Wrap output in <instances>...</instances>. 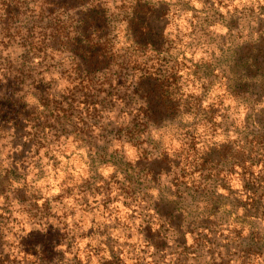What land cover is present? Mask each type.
Listing matches in <instances>:
<instances>
[{
    "label": "trees",
    "instance_id": "trees-1",
    "mask_svg": "<svg viewBox=\"0 0 264 264\" xmlns=\"http://www.w3.org/2000/svg\"><path fill=\"white\" fill-rule=\"evenodd\" d=\"M109 1L0 0V52L5 53L0 54V132H9L12 145L18 149L29 146L26 145L28 142L41 146L40 141L48 137L74 135L93 160H90L91 164L115 165L109 160L119 158L115 153L109 156L102 153L114 143H126L140 155H145L139 164L129 166L138 182L143 183L144 188L139 190L144 192L133 191L134 197L128 190L123 192L126 199L144 205L141 210L145 215L139 213L143 222L137 226L141 239L128 242V234L120 242L119 238L111 239L109 234L96 230L89 239L96 237L97 240L93 244L88 243L87 247L97 255L106 253V257L101 259L102 264H128L127 260L133 261L131 264H264V233L258 234L253 223L264 224V125L255 119V115L264 113V29L260 26L264 8H259V17L254 21L251 20L252 15L245 13L238 19L243 24L242 28L247 24L253 38L248 44L251 52L247 63L242 62L245 69L240 77L229 67L220 69L226 76L224 96L237 99L238 105H243L244 119L239 127L233 126L234 139H229L227 133L230 131L223 129V142L201 147L217 155L222 159L217 162L223 163L203 169L196 163L201 159L196 157L195 151L198 150L188 135L191 126L175 121L176 117L182 119L184 115L200 114L192 125L209 124L211 131L220 128L221 124L214 123L216 118L209 117L214 112L201 109L208 85L214 79L207 80L206 75L196 77L194 74L192 79L190 68L171 54L172 49L169 43H165L163 31L148 27V18L156 13L155 5L151 8L135 1L136 5L129 9L121 5L117 8L120 13L114 14L108 7ZM210 9V6L204 7L199 13L207 14L203 11ZM212 10V16L207 14V21L213 25L216 23V11ZM121 27L125 28L122 42L117 34ZM136 29L139 33H135ZM226 29L230 31L229 37L237 39V45L238 34L241 36L244 30ZM52 69H61V74L71 79L68 95L53 93L56 90L52 87L54 82L51 81V85L49 80L43 81V74L52 77ZM195 83L198 85H195L193 93L182 90L185 84ZM25 86L38 91L40 97L36 98L37 108L31 107V111L29 106L19 103L26 97L23 92ZM40 108L41 111L38 110ZM221 112L227 116L226 109L222 108ZM202 119L204 122L200 123ZM26 127L28 132L23 134L21 131ZM173 128L185 150L193 153L190 161L183 148L173 157L174 165H188V168L180 171L176 167L172 172L169 184L175 191L169 196L174 199V206L165 210L164 206L171 205L169 201L150 203L147 190L158 186L161 176L150 167L164 160L161 158L164 151H158L153 137L163 129ZM95 131L98 135L93 134ZM18 137L26 141L22 145L15 144ZM101 142L105 143L102 145L105 149L100 147ZM148 147L153 148L156 154H150L147 161L145 153ZM173 155L167 153V157ZM142 162L149 165L141 167ZM203 162L208 160L203 158ZM2 172L5 174L0 182L4 187H0V196L6 201L11 196L21 204L20 200L28 194L25 178L16 177L13 167ZM122 172L127 184L132 183L131 175ZM198 174H204L200 183L186 181ZM234 176L241 186L237 192L224 183ZM156 190L159 191V187ZM219 191L228 193L227 201L231 194L239 199L226 203L221 200ZM63 193L66 195L69 190ZM205 196L207 200L200 202ZM184 197L195 206L197 213L191 217L184 211L189 208L184 207ZM179 200L182 201L176 202ZM51 202L46 200L41 207L35 204L28 211L29 222L33 226L32 238L29 239H33L32 245L36 244L34 249L24 242L18 243L12 254H4L3 233H0V264H83L76 256L68 263L63 258L56 259L40 243L50 238L48 249L63 247V254L59 252L56 256H65L77 240V234L67 230L59 236L51 234L58 228L51 226L49 221L52 216L48 213L53 209ZM217 202L219 209L225 210V216L217 218L212 217V213H198L201 203L213 206ZM74 229L77 233L78 227ZM188 235L192 237L191 243L187 241ZM149 249L152 250L149 257L152 260L140 262L138 254L149 253ZM133 250L139 253L135 255Z\"/></svg>",
    "mask_w": 264,
    "mask_h": 264
},
{
    "label": "rangeland",
    "instance_id": "rangeland-1",
    "mask_svg": "<svg viewBox=\"0 0 264 264\" xmlns=\"http://www.w3.org/2000/svg\"><path fill=\"white\" fill-rule=\"evenodd\" d=\"M135 1H140L141 4H146L151 8H153L152 5L156 6V13L148 18L147 25L155 30L158 29L163 31L165 43H169L172 49L171 54L177 56L178 60L182 59L184 65L190 68L189 71L192 79V74L196 77H204L206 75L207 80L214 79V81L208 85L207 97L201 109L204 110V112H214V115L210 116L209 114V117L216 118L214 123L216 125L221 124L219 126L220 128L216 131H211V129H208V127H210L209 124L192 125L195 120L200 118V114L197 116L184 115L182 119L176 117L175 122L183 123L184 126H191L189 129L191 132H189L188 135H190L189 137L192 138L195 143L194 148L198 150V152L195 151V154L198 160L201 159L196 162L197 165H201L200 168L203 167V169H206L209 165H223L222 162H217L222 161V159H219L217 155H212L203 148L210 143L223 142L222 140L225 138V136L222 135L223 129L230 131L227 133L229 139L231 137L234 139L236 136L233 134L232 128L233 126H240L245 113L243 105H238L237 99L224 96L223 89L225 88L224 81L226 80V76H223V71L221 70L229 67L237 77H240V73L245 69L242 62L244 60V64L247 63V56L251 52V46L248 44L253 41V38L249 35L250 29L246 28L247 24L242 28L243 24L242 22H238V19L242 17V13L252 15V21H254V18L257 19L260 13L259 8H264V0H115V2L110 0L108 7L111 8V13L118 14L120 13L118 9L121 5V7L129 9L136 5ZM188 2L189 4H187ZM182 6H184V11L182 10ZM207 6H210L216 11V18H214L216 23H213V25L208 24L207 21V14L212 16V9H210V11H203L207 12V14L199 13L201 9ZM140 8L142 9L141 6ZM191 10H193V12H191ZM261 21V29H264V17ZM226 27H231L233 30L237 28L244 30L240 33L241 36L238 34L239 43L237 45L235 44L237 39L233 40L232 36H228L230 31L226 29ZM124 30V27L117 30L118 38L121 42L125 34ZM137 30L138 29L135 30V33H139ZM0 54L5 55V53L2 54L1 52ZM59 55L63 56V54ZM59 55H57V57H59ZM60 71L61 69H52L50 71V75H52L51 78L43 74V77L46 78H43V81L46 82L49 80L51 85V81H53L52 87L56 89L53 90V93L56 91L66 96L69 94L72 85L70 84L71 79L62 75ZM34 75L35 77L37 76V74ZM195 85L198 84H185L182 90L188 94L193 93L196 89ZM23 92L26 97L19 101V103L21 102L27 105V107L29 106L28 110L30 111L33 109H31V107L37 108L38 104L36 98L39 97L38 91L35 89H26L25 86ZM103 106L107 107V104H103ZM222 108L227 110V116L224 115V112H221ZM38 110L41 111V108ZM255 119H259L264 125V113L255 115ZM202 122H204V119H202L200 123ZM78 128L80 129V126H78ZM21 132L23 134L27 133L28 128L26 127L25 130ZM175 133L176 131L174 128L173 130L163 129L155 133L153 137L158 151L159 149L164 151L161 156L164 160H160L157 165L150 167L154 169L155 173H160L161 176L157 182L158 186L155 185L153 186V188L155 187L153 190L147 191L149 192L148 196L150 195L149 197H151L150 203L155 202V200H157L156 203L159 204H161V201H169L171 205H163L166 208L165 210H170L174 206V199L169 196L175 191L173 188H170L169 184V182H171L170 178H173L172 172L176 171V167L180 171L188 168V165H174L176 161L173 160V157L183 148L185 157L190 161L193 153L185 150L184 146H182V141L178 140V136H176ZM93 134L98 135V132L95 131ZM11 137L12 135L9 134V132H0V178L4 177L3 175L5 173L2 172L3 170L8 168L12 169L13 167V169L16 170L14 174L16 177L19 176L21 179L25 178L28 194L20 200L21 204L13 198H10L11 196L8 197L9 199L7 201L4 197L0 196V233H3L2 241L5 250L4 254H12L14 249L18 246V243L24 244L25 242L26 246L31 245L32 249L35 248L34 245L36 244L32 245L33 239H29L32 238L31 232L33 226L31 222H29L31 217L28 211L30 212L31 206L35 204L41 207L46 200L53 201L51 202L53 209L50 214L48 213V215L52 216L49 219L50 224L51 226L53 225L54 228L58 227L56 232L53 230L51 234H53L54 237L56 235L59 236L64 230L77 234L75 244L69 247V251L65 256H56L59 252L63 254V247H57L54 250L48 249V242L52 241L50 238L47 237L40 242L47 250L46 252H49L50 255L52 253V256L56 259L60 257L68 263L73 256H76L83 264H102L101 259L106 257V253L97 255L87 247L88 243L93 244L97 240L96 237L93 239L89 238L90 235L98 229L100 232L109 234L111 239L115 240L119 238L120 242H122L123 238L128 234L130 235L128 242L139 241L141 239V234H138L137 226L143 222V219L139 218V213H141L142 216L145 215V212L141 210L144 205L126 199L123 192L128 190L129 194L134 197L133 191H142L139 189L144 188L143 183L141 181L138 182V178L134 175L129 166L133 167L136 166L137 163L139 164L138 161L145 155H140L133 146H129L126 143H114L113 146L102 151V153L107 156L111 153H115L119 158L116 160L109 159L113 161L115 165L91 164L93 160L88 157L86 153L87 150L83 148L84 145H80V142L74 138V135H69L67 137H65V135L64 137H48L40 141L42 145H36L37 147L28 142L26 145L29 146H24L23 149L15 148V146L12 145L13 143H11L13 141ZM25 141L24 138L18 137L15 144L22 145ZM104 144V142H101L100 147L104 148L102 146ZM167 153L169 155H174L172 157H167ZM145 154L148 155V161L150 159V154L154 155L156 152L153 148L148 147L146 148ZM121 156L122 158H120ZM203 158L207 159L208 162L204 163ZM145 164L146 163L142 162L140 166L142 167V165ZM192 165L195 164L193 163ZM108 169H112V171H108ZM122 171L128 176L131 175L130 179L133 180L132 183L127 184ZM23 174L24 176H22ZM203 175L204 174L192 175V177L188 178L186 181L200 183ZM224 183L230 185L233 192H237L241 187L235 176L230 180H224ZM1 184L0 182V187H4ZM20 184L22 185V183ZM28 186L30 187L29 190ZM157 187H159V191L156 190ZM13 188L15 187L13 186ZM56 189H58V191H56ZM67 189L69 193L64 195L63 192ZM218 194H220V196L222 195L221 200L226 201V203H229L232 199H239V197L237 198V196L231 194L227 201L228 193L219 191ZM201 197H204L203 194ZM207 198L208 197L202 198L200 202L207 200ZM9 200H11V202L7 205ZM180 201L182 200L176 202ZM182 202L184 207H189L184 210L187 215L191 217L194 213H197L195 212L194 204L190 203L191 200L189 198L184 197ZM210 202L213 203L211 200ZM231 203H233V201ZM219 207V202L215 203L213 206H209L208 203H201L197 211L198 213L206 212V215H209L207 213H212V217L217 216V218H220L226 214L224 213L225 210H220ZM5 208L6 210H4ZM184 216L186 217V215ZM253 223L255 224L257 233L262 235L264 233V224L255 221ZM76 226L78 227L77 233L74 229ZM60 229L62 230L59 231ZM81 235H83L82 238H80ZM23 239L25 241H23ZM39 240H42V238L40 237ZM44 241L45 244L43 243ZM187 241L191 243L192 237L190 235L187 236ZM133 251L135 255L139 253L136 250ZM231 252L233 253L234 250L231 249ZM90 253L92 254L91 256L89 255ZM151 253L152 250L150 249L149 253H139V261L148 263L152 260L149 258ZM126 255L127 254H125V256ZM86 256L88 258H85ZM131 262L133 261L127 260L128 264H131Z\"/></svg>",
    "mask_w": 264,
    "mask_h": 264
},
{
    "label": "clouds",
    "instance_id": "clouds-1",
    "mask_svg": "<svg viewBox=\"0 0 264 264\" xmlns=\"http://www.w3.org/2000/svg\"><path fill=\"white\" fill-rule=\"evenodd\" d=\"M34 102V101H33ZM108 171H112V169H108ZM56 191H58V189H56ZM39 246V245H38Z\"/></svg>",
    "mask_w": 264,
    "mask_h": 264
}]
</instances>
